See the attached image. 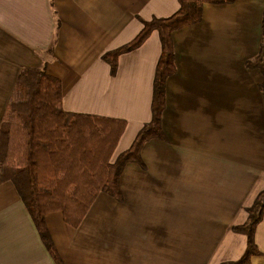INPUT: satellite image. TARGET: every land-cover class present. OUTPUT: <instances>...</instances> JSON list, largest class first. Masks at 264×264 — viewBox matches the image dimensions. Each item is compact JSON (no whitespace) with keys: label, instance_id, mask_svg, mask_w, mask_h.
Wrapping results in <instances>:
<instances>
[{"label":"crops","instance_id":"crops-1","mask_svg":"<svg viewBox=\"0 0 264 264\" xmlns=\"http://www.w3.org/2000/svg\"><path fill=\"white\" fill-rule=\"evenodd\" d=\"M178 0H0V123L23 68L62 82L68 113L124 120L112 161L152 119L162 46L153 32L122 54L144 21L168 18ZM264 0L205 4L202 21L173 34L177 72L166 83V140L129 163L122 202L100 193L78 228L62 212L46 224L65 264H222L238 261L244 224L264 190V76L247 67L263 40ZM256 242L264 264V219ZM0 264H55L15 185L0 183Z\"/></svg>","mask_w":264,"mask_h":264},{"label":"trees","instance_id":"trees-1","mask_svg":"<svg viewBox=\"0 0 264 264\" xmlns=\"http://www.w3.org/2000/svg\"><path fill=\"white\" fill-rule=\"evenodd\" d=\"M237 1L178 0L180 7L175 14L144 21L133 41L103 56L115 75L122 54L140 48L155 31L160 36L162 52L154 80L152 119L114 162L126 121L68 113L62 106L60 79L50 76L45 67L21 70L0 123V183L15 185L55 264L65 263L48 230L46 216L62 212L65 222L78 228L100 193L124 200L120 178L127 164L137 163L146 169L141 154L144 145L154 139L166 140L162 128L166 83L177 72L173 34L201 22L205 4ZM262 29L260 51L246 65L259 69L264 76V17ZM247 212V221L233 227L235 233L247 237L246 252L238 261L222 264H252V258L261 255L256 232L264 219V190Z\"/></svg>","mask_w":264,"mask_h":264}]
</instances>
